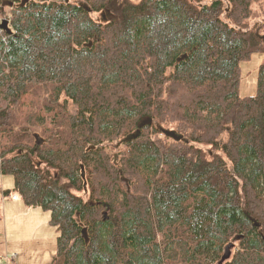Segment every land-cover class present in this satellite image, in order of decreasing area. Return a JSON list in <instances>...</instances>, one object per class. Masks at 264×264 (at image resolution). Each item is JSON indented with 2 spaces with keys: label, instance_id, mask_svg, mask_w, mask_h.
Masks as SVG:
<instances>
[{
  "label": "trees",
  "instance_id": "16d2710c",
  "mask_svg": "<svg viewBox=\"0 0 264 264\" xmlns=\"http://www.w3.org/2000/svg\"><path fill=\"white\" fill-rule=\"evenodd\" d=\"M12 4L0 175L51 213L55 264H264V64L239 95L264 0Z\"/></svg>",
  "mask_w": 264,
  "mask_h": 264
},
{
  "label": "rangeland",
  "instance_id": "374dc122",
  "mask_svg": "<svg viewBox=\"0 0 264 264\" xmlns=\"http://www.w3.org/2000/svg\"><path fill=\"white\" fill-rule=\"evenodd\" d=\"M213 1L204 0L207 4ZM11 10L10 7L5 8L4 18L11 20ZM254 13L252 24L259 23L264 36V6L255 4ZM92 17L101 23L108 20L104 13H92ZM263 64L264 52L255 53L250 60L240 64L241 97L256 95L258 73ZM225 138L226 135L222 140ZM14 185L12 175L0 176V264H55L59 231L50 223L51 213L39 206L26 205Z\"/></svg>",
  "mask_w": 264,
  "mask_h": 264
},
{
  "label": "water",
  "instance_id": "95a60500",
  "mask_svg": "<svg viewBox=\"0 0 264 264\" xmlns=\"http://www.w3.org/2000/svg\"><path fill=\"white\" fill-rule=\"evenodd\" d=\"M10 6H13L10 5ZM0 31H6L8 34H13L12 29L10 28V21L8 19H3L1 24H0ZM163 132L166 136L172 137L173 139H175L176 141H180L182 139L181 135L176 134L175 131L173 130H166L163 129ZM141 135V130H137L134 133L130 134L128 137H126L123 142H131L133 140H136L137 138H139V136ZM118 159V155H115V162H117ZM120 173H122V171H120ZM122 181H127L125 179V177L122 176ZM104 216H107V212H104Z\"/></svg>",
  "mask_w": 264,
  "mask_h": 264
},
{
  "label": "built area",
  "instance_id": "2783aa9c",
  "mask_svg": "<svg viewBox=\"0 0 264 264\" xmlns=\"http://www.w3.org/2000/svg\"><path fill=\"white\" fill-rule=\"evenodd\" d=\"M13 198H14V199H16V197H15V196H14Z\"/></svg>",
  "mask_w": 264,
  "mask_h": 264
}]
</instances>
